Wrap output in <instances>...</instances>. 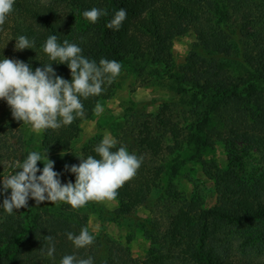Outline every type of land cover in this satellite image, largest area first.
Masks as SVG:
<instances>
[{
    "label": "trees",
    "instance_id": "1",
    "mask_svg": "<svg viewBox=\"0 0 264 264\" xmlns=\"http://www.w3.org/2000/svg\"><path fill=\"white\" fill-rule=\"evenodd\" d=\"M53 1L47 8L38 0H14L13 11L0 29L11 22L15 39L24 35L34 41V47L19 50L15 60L28 64L33 71L51 63L57 76L71 81L67 64L52 62L43 52L48 36L56 35L58 44L68 40L81 48L82 56L97 64L102 58L115 60L135 77L145 75L171 80V87L178 95L197 97L199 101L209 103V112L203 114L200 124L196 127L195 121L186 124L191 127L183 134L186 145L194 143L195 153H199L220 142L230 155L233 144L243 143L252 146L264 164V39L259 34L245 33L244 27L237 29L235 26L228 31L225 21L217 17L221 13L216 10L217 0ZM92 8L106 15L91 23L82 13ZM120 9L127 12L121 28L118 31L108 29L106 25ZM233 10L238 11L235 4ZM214 20H217V28L213 27ZM189 30L194 31L198 42L193 45L185 64L171 73L172 39ZM233 36L237 37L233 44L224 38L233 39ZM243 39L245 45L241 46L239 41ZM206 51L213 58L228 61L227 64L198 68V56ZM102 87L100 95L80 98L83 117L70 125L42 132L41 150L45 153L47 149L45 154L59 158L70 151L79 137L81 122L91 120L96 105L115 94L117 77ZM170 105L180 112L177 117L186 121L182 107L189 104ZM152 123L157 126L160 120L154 118ZM27 132L28 126L13 119L10 107L3 100L0 171L6 165L11 167L16 161L26 159L23 149ZM131 139L136 146L128 149L136 152L141 164L135 176L117 191L123 203L112 212L116 218L126 217L136 207L146 204L153 190H160V197H166L174 190L170 181L162 182V171L167 170L165 166L148 159V156H156L160 147L143 137ZM95 140H89L84 149L74 152L64 165L57 160L63 178L69 174L68 168L79 165V158L93 156L99 159L95 146H91ZM181 148L179 144L168 147L167 153L176 150L179 153ZM160 163L165 164L163 160ZM199 164L203 175L213 182L215 205L205 209L199 199H183L177 209L166 216V221L153 218L141 221V232L150 242L151 252L158 253L145 260L133 258L119 243L105 235L93 238L89 246L75 248L67 239V233L78 235L82 228L74 222L75 218L79 219L78 215L66 214L71 207L67 203L68 208L55 212L46 208L38 210L28 199L26 207L14 209L8 215L2 203L11 190L5 192L0 186V264H60L65 255H74L77 259L91 257L93 264H264V181L240 176L235 171V163L226 169L219 168L214 161L200 159ZM169 169L174 171L172 166ZM19 171L21 169H17ZM49 235L55 246L53 257L47 255L50 244L46 237Z\"/></svg>",
    "mask_w": 264,
    "mask_h": 264
},
{
    "label": "rangeland",
    "instance_id": "2",
    "mask_svg": "<svg viewBox=\"0 0 264 264\" xmlns=\"http://www.w3.org/2000/svg\"><path fill=\"white\" fill-rule=\"evenodd\" d=\"M38 2L47 8H50L54 3L53 0H38ZM217 2L216 10L224 16L217 15V17L222 18L223 22L225 21L228 31L231 32L235 26L237 29L244 27L245 33L259 34L264 39V0H217ZM234 4L238 7V11L233 10ZM216 22L217 20L213 22L214 28H217ZM224 38L229 44L235 43L237 39L236 36H233V39L231 37ZM15 40L11 33V22H9L0 29V60L4 58L15 60V55L18 52L14 47ZM197 42L198 37L193 30H189L185 35L173 37L171 47L173 68L171 73L185 64L193 45ZM244 42V39L239 41V45L244 46ZM209 54L206 51V54L201 53L202 57L198 56V68L205 69L214 65L218 67L223 64L226 65L228 62L213 58ZM117 82L118 88L113 97L100 104L103 112L100 115L94 113L91 120L81 122L79 137L75 140L70 151L61 154L59 158L45 155L48 160L54 162L53 171L58 174L57 178L61 185H64L75 183V174L69 171L67 177L63 178L57 160L60 159L61 164L64 165L74 152L84 149L89 140L95 138L96 140L91 146L96 147L105 135H110L117 141L116 146L123 145L129 154H136L135 151L128 149L129 146H136L131 137L135 140L139 137L150 139L151 142L160 147V152H157L156 156H148V159H153L154 162L165 166L164 168L167 170L162 171V182H171L174 189L172 193L166 197H160V190H153L146 204L136 207L126 217L117 218L112 212L123 203V199L119 196L111 201L88 202L79 209H72L69 207L70 205L68 206L63 202L44 201L37 205L35 200L29 199L30 205L38 210L46 208L58 212L69 207L70 209L67 210L66 214L73 212L78 215L79 219L75 218L74 222L81 228L87 227L93 238L105 235L108 239L119 243L133 258L145 260L150 255L153 258L156 257L158 253L151 252L150 242L141 232V221L152 218L157 221H166V216L177 209L183 199H199L205 209L215 205L216 194L213 182L203 175L199 164L200 159L214 161L221 169L232 167L235 163V171L240 176L246 179L261 178L262 181H264V164L254 148L243 143L233 144L230 155L220 142H215L212 149L200 150L199 153L197 152L198 154L195 153L194 143L193 145H186L183 134L189 131L186 129H191L186 124H191L194 121V127L200 124L204 113L209 112L207 107L209 103L199 101L197 97L178 95V92L171 87V80L166 81L162 78L145 75L135 77L121 67ZM179 102L189 104L187 107H182L186 114V121L184 122L183 117H177L180 112L172 105L168 106V104ZM2 105L3 99H0V109ZM169 109L171 112L168 111ZM154 118L160 120L159 125L155 126L152 123ZM41 141L42 132L37 134L28 126V132L24 136V152L28 155L32 151H37L43 156ZM177 144L182 146L179 149L180 152L178 153L176 150L174 153L168 154L167 148H172ZM161 160L165 164L160 163ZM43 166V162H37V167L41 171ZM170 166L174 168V171L169 169ZM12 172H17V169L14 170L12 165L11 167L9 165L2 167L0 180ZM37 175H40L39 171ZM254 256L259 257L257 254Z\"/></svg>",
    "mask_w": 264,
    "mask_h": 264
},
{
    "label": "clouds",
    "instance_id": "3",
    "mask_svg": "<svg viewBox=\"0 0 264 264\" xmlns=\"http://www.w3.org/2000/svg\"><path fill=\"white\" fill-rule=\"evenodd\" d=\"M14 0H0V26L13 11ZM101 15H106L97 8L86 10L82 16L91 23H96ZM127 17L125 9L118 10L110 22L108 29L118 31ZM6 45V44H5ZM15 49H32L34 41L21 35L15 40ZM81 48L64 40L57 43L56 35L48 36L43 45V52L52 62L67 64L71 81L55 74L51 63L33 71L22 61L4 58L0 60V99L7 102L13 119L23 122L39 134L47 129H58L70 125L75 119L84 116L81 97L100 95L102 85L111 84L120 74L121 64L115 60L100 59L97 64L82 56ZM97 115L103 112L98 103L94 109ZM117 141L110 135H105L94 151L99 159L88 156L80 159L78 166L73 165L68 171L75 174V183L61 185L58 174L53 171V163L45 153L42 156L37 151L30 152L26 159L16 161L12 168L21 169L12 172L0 184L3 190H11L10 196L2 203L4 211L11 215L14 209L26 207L28 199L36 204L49 201L51 203H67L72 209H79L88 202H105L114 200L117 191L123 184L131 180L141 164V159L135 154H129L123 146L116 151ZM43 162L42 171L37 162ZM67 167V166H66ZM40 175H37V172ZM50 246L49 257L54 256L55 246L52 236L46 237ZM67 239L75 248H83L93 243V236L87 227L81 229L78 235L67 233ZM60 264H93L91 257L77 259L74 255H65Z\"/></svg>",
    "mask_w": 264,
    "mask_h": 264
}]
</instances>
